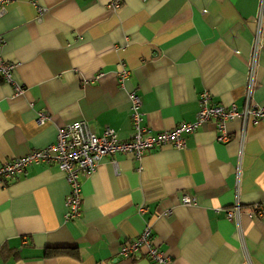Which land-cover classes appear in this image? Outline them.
Returning <instances> with one entry per match:
<instances>
[{"label":"crops","instance_id":"crops-1","mask_svg":"<svg viewBox=\"0 0 264 264\" xmlns=\"http://www.w3.org/2000/svg\"><path fill=\"white\" fill-rule=\"evenodd\" d=\"M260 26L261 0H14L0 17V60L15 65L24 92L0 79V166L53 146L77 121L131 139L134 93L156 134L194 122L206 91L215 105L243 109L252 80L251 102L263 107ZM226 132L221 142L211 120L182 150L103 158L82 177L72 221L65 174L33 164L0 185V264H152L142 251L121 255L147 227L169 264H264V215H249L257 205L264 213V120H234ZM236 202L242 213L228 220ZM52 249L63 254L46 257Z\"/></svg>","mask_w":264,"mask_h":264},{"label":"built area","instance_id":"built-area-1","mask_svg":"<svg viewBox=\"0 0 264 264\" xmlns=\"http://www.w3.org/2000/svg\"><path fill=\"white\" fill-rule=\"evenodd\" d=\"M13 1L0 0V17L5 14L8 5ZM109 8L117 10L120 8V3H111ZM263 13L264 0H261L262 16ZM43 14L44 10L39 9L40 17ZM263 35L264 33L260 26L256 33L253 49L256 57L262 46ZM14 71V64L0 60V79L14 85L16 92L22 94L24 89L13 81ZM127 76L128 73L124 72L122 80ZM248 87V97L243 109H239L236 105H232L230 108L215 105L212 102L211 94L206 91L200 96V109L194 122L183 123L171 130L158 134L143 126L141 98L136 93L131 94L132 122L135 129V134L131 139L126 141L119 140L114 130L110 128H107L102 135L98 136L91 130L88 122L77 121L59 130L57 141L53 146L43 150L32 151L22 158L1 165L0 185H4L11 179L20 178L35 163L55 164L65 174L70 187V193L66 200L68 209L66 220L78 219L82 214L83 207L82 177L92 176L103 158L115 154H131L136 159H141L147 151L166 146L182 150L186 146L185 136L195 133L204 123L211 120L217 122V129L222 132L219 140L227 142L229 140V135L226 132L228 122L239 120L245 128L250 122L256 124L264 120V106L260 107L251 102L254 88L252 80ZM40 117L41 123L48 119L44 114H41ZM182 202L185 205H192L194 200L184 196ZM144 211V208L140 209L141 213ZM225 213L228 220H234L241 215L242 206L239 202H236L234 206L225 209ZM249 215L251 217L256 215L262 218L264 213L261 206L257 205L250 210ZM139 251L144 252L152 264H169L171 261L169 255L160 251L158 246H156L153 230L150 227H147L136 240H133L129 247H124L121 250V255L127 258H135Z\"/></svg>","mask_w":264,"mask_h":264},{"label":"trees","instance_id":"trees-1","mask_svg":"<svg viewBox=\"0 0 264 264\" xmlns=\"http://www.w3.org/2000/svg\"><path fill=\"white\" fill-rule=\"evenodd\" d=\"M63 254V251L62 249H52V250H48L46 252V257H51V256H58V255H62Z\"/></svg>","mask_w":264,"mask_h":264}]
</instances>
